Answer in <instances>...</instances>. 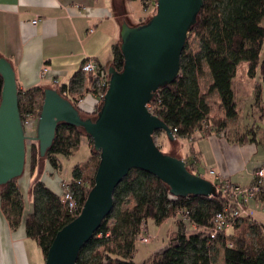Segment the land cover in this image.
Returning <instances> with one entry per match:
<instances>
[{
  "label": "trees",
  "instance_id": "1",
  "mask_svg": "<svg viewBox=\"0 0 264 264\" xmlns=\"http://www.w3.org/2000/svg\"><path fill=\"white\" fill-rule=\"evenodd\" d=\"M263 21L264 0H204L182 54L180 78L174 84L160 88L150 103L151 113L171 128L175 141L190 139L199 132L210 135V125L219 131L227 129L228 123L238 118L233 81L243 63L248 64L249 78L260 77L264 90ZM192 37L199 42L196 52L190 46ZM114 58V68L122 72L124 57L121 42L114 46ZM87 77L92 84V77L80 72L70 86L58 85L56 89L78 111V99L71 94L83 93ZM204 78L210 80L206 92L202 89ZM3 85L0 75V103ZM45 90L36 88L25 93L19 91L21 115L34 110L41 112ZM215 96L219 99L217 104L224 118L214 119L212 123L210 98ZM258 98L257 117L263 122L264 94L262 100L260 95ZM80 114L85 119L95 117ZM253 130L241 134V139L248 138L250 143H257L259 133ZM84 137L86 135L80 128L59 125L54 144L45 158L40 157L39 145L32 143L27 155L31 174L35 173L41 159L59 171L61 166L57 157H73L79 151ZM90 145L93 147L92 141ZM91 156L92 172L86 176L90 164L84 168L76 167L70 183L79 208L75 213L65 206L64 191L61 195L56 194L42 181H36L33 186V211L24 219L25 206L19 180L0 187L1 211L11 228L17 230L25 220L27 236L37 242L45 259L57 234L80 215L94 188L100 154L93 148ZM185 162L192 174H199L194 159L192 163ZM225 206L227 202L221 195L217 198H173L169 188L158 178L141 170H133L117 188L112 213L81 251L76 264H137V243L148 222L152 220L161 226L171 218H177V229L171 233L167 248L151 255L141 264H217L221 251L223 264H264V225L258 223L256 217L254 220L242 221L227 235L219 234L216 238L191 228L192 223L199 229L211 226L215 214ZM180 210L189 213L187 220L176 215ZM109 245L113 247H107ZM102 248L105 249L100 253Z\"/></svg>",
  "mask_w": 264,
  "mask_h": 264
},
{
  "label": "water",
  "instance_id": "2",
  "mask_svg": "<svg viewBox=\"0 0 264 264\" xmlns=\"http://www.w3.org/2000/svg\"><path fill=\"white\" fill-rule=\"evenodd\" d=\"M204 0H157V13L145 25L124 23L122 72L109 69L105 99L94 119H85L56 89H46L35 137L26 136L19 108V88L12 64L0 57L4 85L0 103V187L25 174L28 147L39 145L45 158L59 125L80 128L100 154L95 185L80 215L56 236L45 264H76L81 251L94 238L114 208L117 188L133 170L162 181L173 198H217L216 186L192 174L176 155L164 154L155 134L170 127L151 113L150 103L160 88L174 84L181 74L182 54L197 23Z\"/></svg>",
  "mask_w": 264,
  "mask_h": 264
},
{
  "label": "crops",
  "instance_id": "3",
  "mask_svg": "<svg viewBox=\"0 0 264 264\" xmlns=\"http://www.w3.org/2000/svg\"><path fill=\"white\" fill-rule=\"evenodd\" d=\"M131 1L0 0V57L12 64L19 91L25 93L36 88L57 89L54 81H58L59 86H70L88 60L98 63L108 72L109 69L114 68V46L121 42L122 28L124 23H127L123 19L127 17L132 19ZM35 19L40 21L33 26L32 22ZM140 21L132 19L136 25H140ZM44 68L49 69V74L46 79H41ZM237 78L240 79V88L236 90ZM208 82L210 80L207 78ZM257 89L262 100L261 83L257 84L253 95L241 76L237 74L233 81L236 100L238 98L253 100L257 95ZM90 90L91 84L88 79L83 93L76 95L72 93L71 96L78 100L85 97L89 104H92L96 98L93 95L89 96L92 93ZM252 107H255V104ZM215 117L216 115L211 113V122ZM218 118H224L222 111ZM38 120L34 122L35 125H38ZM231 125L232 122L228 123V128L221 131L213 129L210 125L208 126L212 130L210 135L204 134L200 137L195 134L192 139L180 140L182 142L179 141L178 144V156L190 163L198 156L200 162L197 169L205 165L236 185L252 186L255 183L253 173L263 167L255 163L249 168L251 161L258 154L257 143H250L248 138L242 140L240 134L239 137L233 135ZM90 141L88 137L82 139L80 148H87L90 156L87 160L75 161L73 165L68 166L72 171L69 179L63 178L65 169L63 162L74 156L70 158L58 156L61 166L59 171L53 169L46 160L38 164L34 174H31L29 164L28 167L26 166L25 174L19 179L25 206L24 219L33 211V186L36 181H42L54 193L61 195L63 184L72 182L74 169L89 165L92 158ZM198 171L201 174L205 170ZM244 172H247L249 177L248 183L243 176ZM24 223L25 220L17 230H13L0 207V264H32V262L45 264L46 259L39 245V249L30 248L31 259L28 256L26 242L35 240L27 236ZM258 223L264 225L260 221Z\"/></svg>",
  "mask_w": 264,
  "mask_h": 264
},
{
  "label": "rangeland",
  "instance_id": "4",
  "mask_svg": "<svg viewBox=\"0 0 264 264\" xmlns=\"http://www.w3.org/2000/svg\"><path fill=\"white\" fill-rule=\"evenodd\" d=\"M130 11L132 14V19H136V20H141L139 22L140 25H145L147 24L157 13V0H146V2L144 3L143 0H132L130 3ZM131 18H125L123 19V21H126L127 23H129V25L131 26H135L136 22L133 23ZM263 27H264V21L262 23ZM190 46L191 49L193 51H198L199 48V42L195 37H192L190 40ZM262 59H264V51H263V55H262ZM248 64L247 63H243L238 71L237 74L238 76H241L243 79L244 84L246 85L247 89L250 90L251 93H255V89L257 87L258 83L262 82L260 80V77L257 76L254 79L249 78L248 76ZM239 84H240V79L237 78L236 83H235V88L236 90L239 89ZM202 89L203 91L206 92L207 89V80L206 78H204L203 82H202ZM239 93V92H238ZM255 95V98H253V100H248V98H238L236 100V104L239 108V113H240V118L238 117L236 120H234L232 122L231 127L233 128V135H235L236 137H239V134H248L246 132H248V130H253L254 127L256 126V129H254L253 131H256L257 134L259 133L260 136L258 135L257 137V146H258V154L256 155V157L251 161L252 164L249 165V168L252 167L253 164L255 163H259L260 166H264V121L261 122V120L259 119V117H257V112H255V110H257L256 108V103L260 102V98H258L259 94V89H257ZM263 94H264V90H263ZM257 96V97H256ZM241 97V96H240ZM258 98V102H256ZM25 102V101H23ZM219 102V99L217 96L210 98V104L212 107V114L216 115L215 119L218 120V115L220 114L221 110L219 108V105L217 104ZM256 102V103H255ZM255 104V107H252V105ZM259 108V107H258ZM254 109V110H253ZM252 110H253V114H252ZM259 110V109H258ZM96 118V117H94ZM38 125L33 124L31 127L26 128L25 129V133L26 136L29 138L35 137V135L37 134V127ZM258 128V129H257ZM216 137V136H213ZM249 138H252L251 135H249ZM155 142L156 145L160 148V150L166 154V155H176L178 158H180L178 156V144L179 142L175 141L173 143H171L166 135H163L162 133H158L155 136ZM182 142V141H180ZM93 150V147L91 146V152ZM90 154H89V150L85 147H82L79 149V151L77 152L76 155H74L73 158L71 159H65V161L63 162V164L65 165V169H64V173H63V178L65 179H69L70 176L72 175V171H70V167L76 162H82L84 160H87V158H89ZM182 159V158H180ZM198 160H200V158L198 156L195 157L194 159V164L197 166L198 165ZM45 161V159H41L40 162ZM92 161L93 159L91 158L90 161V168L86 171V176L89 175L92 172ZM39 162V163H40ZM28 167V164H27ZM72 168V167H71ZM209 167L205 166V165H201L198 167V170H205L203 171V173L206 172V174H203V176L205 177V179L212 181V177H210L208 174ZM254 174V173H253ZM244 178L247 179L246 183H248L249 181V177H247V172L243 173ZM253 209L256 210V219L262 223H264V214L257 209L256 203L255 201L251 202L250 205ZM176 220L175 218H171L169 221L165 222L164 225L162 224L161 226L156 225L152 220L148 222L147 224V228H145V230L147 231L145 236L151 237L152 242L150 244H143L141 243V241L139 240L137 243V256H136V263L137 264H141L143 261H145L146 259H148L151 255H153L155 252H159V251H163L167 245H168V241H169V237L171 235V233L176 231ZM36 247L38 248V244L35 241H27L26 242V250L28 253V256L30 257L31 255V249ZM107 247H113L112 245H109ZM105 248L100 249V253H102L104 251ZM40 253V251H39ZM221 255H223V251H221ZM221 255L218 259V263L217 264H223L222 260H221ZM31 259V257H30ZM34 262H32L33 264Z\"/></svg>",
  "mask_w": 264,
  "mask_h": 264
},
{
  "label": "built area",
  "instance_id": "5",
  "mask_svg": "<svg viewBox=\"0 0 264 264\" xmlns=\"http://www.w3.org/2000/svg\"><path fill=\"white\" fill-rule=\"evenodd\" d=\"M39 19H35L32 22L33 26L39 23ZM81 72L85 76L92 77L91 91L89 96H94L92 104H89L85 97L77 101V106L80 109L79 112L86 116H97L99 109L105 99L109 82L110 75L108 71L102 70L101 66L94 61H86L81 69ZM49 74V69L44 68L41 72V79H46ZM56 86L59 85L58 81H54ZM149 109L151 111L150 105ZM40 112L34 110L32 112H25L22 115V124L24 129L31 127L36 120L39 119ZM200 137L204 135V132L197 133ZM194 136L191 137V139ZM200 162V160H198ZM209 176L212 177V183L216 186L218 196L227 202L225 208L216 213L212 225L199 229L194 223L191 224V228L195 231H199L201 234L210 235L211 238H216L219 234H228L234 230L244 220H254L256 217V210L250 205L252 201H255L257 209L264 214V166L257 169L254 173L255 183L252 186L241 187L232 183L228 178L223 177L216 173L214 170L208 172ZM199 176L205 178L202 174ZM63 199L65 206L73 213L78 211V204L75 196L71 190L70 183L63 184ZM184 220L189 218V213L182 210L178 211L177 214ZM146 231L140 237L141 243L147 245L152 239L151 237L145 236ZM232 247V244H227Z\"/></svg>",
  "mask_w": 264,
  "mask_h": 264
},
{
  "label": "bare ground",
  "instance_id": "6",
  "mask_svg": "<svg viewBox=\"0 0 264 264\" xmlns=\"http://www.w3.org/2000/svg\"><path fill=\"white\" fill-rule=\"evenodd\" d=\"M242 187V186H241Z\"/></svg>",
  "mask_w": 264,
  "mask_h": 264
}]
</instances>
